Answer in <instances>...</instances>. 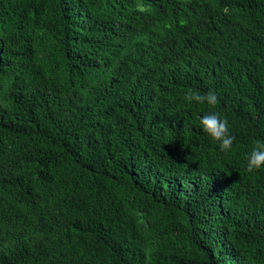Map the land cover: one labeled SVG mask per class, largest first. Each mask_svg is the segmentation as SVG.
<instances>
[{"label": "trees", "instance_id": "1", "mask_svg": "<svg viewBox=\"0 0 264 264\" xmlns=\"http://www.w3.org/2000/svg\"><path fill=\"white\" fill-rule=\"evenodd\" d=\"M254 140L264 0H0V264H264Z\"/></svg>", "mask_w": 264, "mask_h": 264}, {"label": "clouds", "instance_id": "2", "mask_svg": "<svg viewBox=\"0 0 264 264\" xmlns=\"http://www.w3.org/2000/svg\"><path fill=\"white\" fill-rule=\"evenodd\" d=\"M225 12L227 8L223 9ZM183 102L188 105H207L215 108L218 97L215 91L209 90L201 93L198 90L189 89L183 95ZM201 131L211 140L218 142L221 151L231 152L234 150L235 137L229 131L228 121L215 111H210L199 120ZM245 167L249 172L264 169V140H254L250 150L245 156Z\"/></svg>", "mask_w": 264, "mask_h": 264}]
</instances>
